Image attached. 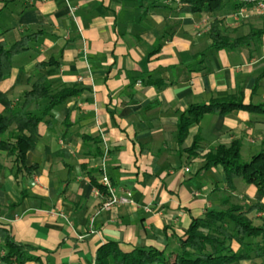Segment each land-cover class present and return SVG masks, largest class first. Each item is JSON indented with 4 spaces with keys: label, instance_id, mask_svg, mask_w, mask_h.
Returning a JSON list of instances; mask_svg holds the SVG:
<instances>
[{
    "label": "crops",
    "instance_id": "0c3cea01",
    "mask_svg": "<svg viewBox=\"0 0 264 264\" xmlns=\"http://www.w3.org/2000/svg\"><path fill=\"white\" fill-rule=\"evenodd\" d=\"M173 1L0 0V41L35 35L0 82L12 106L39 77L53 89L81 90L43 119L23 162L0 155V226L34 248L39 264H93L108 241L122 252L174 249L192 219L225 208L223 198L264 203L239 179L229 193L221 167L200 170L206 153L233 140L241 159L255 155L261 115L207 114L177 142L180 116L192 105L240 94L245 105L264 103V41L216 51L208 36L215 18L232 38L261 28L264 18L236 23L229 7L178 14ZM84 137L100 139V157ZM194 141L197 158L188 160ZM102 169L114 195L130 194L129 204L102 209L109 197ZM253 215L262 222L263 213Z\"/></svg>",
    "mask_w": 264,
    "mask_h": 264
},
{
    "label": "trees",
    "instance_id": "16d2710c",
    "mask_svg": "<svg viewBox=\"0 0 264 264\" xmlns=\"http://www.w3.org/2000/svg\"><path fill=\"white\" fill-rule=\"evenodd\" d=\"M230 6L232 10H242L254 6L249 0H177L175 11L178 14L212 15ZM222 19L215 18L209 24L208 36L211 47L216 51L235 50L249 47L252 44L262 45L264 41V24L261 28L251 27L248 34L238 38L224 35ZM34 37V38H33ZM35 35L20 38L13 45L7 46L0 41V82L10 75L11 60L15 55L27 51L28 44ZM47 65H51L48 62ZM38 66H43L42 64ZM80 89L63 86L53 89L50 82L39 77L23 93L20 103L13 107L7 95L0 92V155L14 157L23 162L25 155L32 151L38 141V126L50 112L67 100L79 96ZM44 106L41 108V105ZM33 109V110H32ZM242 110L263 117L264 103L243 104L240 96L214 99L206 105H192L181 114L177 125V142L181 145L190 126L197 124L207 114L227 115ZM14 129L10 131V128ZM85 144L93 146L90 153L100 157L98 151L100 139L83 138ZM198 142L194 141L185 150L187 159L197 158L195 150ZM241 142L233 140L229 145H219L206 153L200 170L207 171L221 167L224 173L225 186L229 193H234V180H241L248 186H254L256 192L264 199V140L260 150L247 161H241ZM35 168V167H33ZM92 182L103 190L91 176ZM223 209H211L200 218L192 219L185 233L175 236V248L163 250L155 248H134L122 252L117 243L108 241L100 246L95 254L93 264H242L264 260V217L261 224H255L254 213L264 214V203L261 201L234 204L228 197L222 199ZM35 249L16 242L11 232L0 226V264H39ZM261 264H264L261 263Z\"/></svg>",
    "mask_w": 264,
    "mask_h": 264
},
{
    "label": "built area",
    "instance_id": "2783aa9c",
    "mask_svg": "<svg viewBox=\"0 0 264 264\" xmlns=\"http://www.w3.org/2000/svg\"><path fill=\"white\" fill-rule=\"evenodd\" d=\"M177 0H175L176 2ZM254 2V6L250 8V10H255V11H264V0H249ZM246 9H242L239 10L238 12H240V16L242 15V13H246L245 11ZM246 15V14H245ZM103 169H102V180H101V184L108 190L109 192V197L107 199V201L102 205V209L104 210H109L114 206L117 205H126L130 203V194L126 193L124 196H116L113 194V190L111 187V184L107 178V176L103 173ZM97 193V192H96ZM90 233H94L92 227L90 228Z\"/></svg>",
    "mask_w": 264,
    "mask_h": 264
},
{
    "label": "rangeland",
    "instance_id": "374dc122",
    "mask_svg": "<svg viewBox=\"0 0 264 264\" xmlns=\"http://www.w3.org/2000/svg\"><path fill=\"white\" fill-rule=\"evenodd\" d=\"M171 1H173V0H171ZM174 2V1H173ZM229 8H230V6H228ZM228 7H226V8H228ZM233 12H231V17H232V20H233V22H238V23H240V22H244L245 21V19L246 18H248V17H252V18H261V19H263L264 18V11H255V10H246L245 12L246 13H242V15L240 16V12H238L239 10H232ZM246 14V15H245ZM259 25H261L260 23H258ZM247 160V158H242L241 159V161H246ZM250 217H252V218H254V220L255 219H257L258 217H254V215L253 214H251L250 215ZM261 223V221H255V224H260ZM264 262V260H261V261H253V262H251V263H242V264H261V263H263Z\"/></svg>",
    "mask_w": 264,
    "mask_h": 264
}]
</instances>
